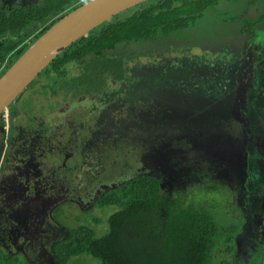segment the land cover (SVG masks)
Here are the masks:
<instances>
[{
    "label": "rangeland",
    "instance_id": "rangeland-1",
    "mask_svg": "<svg viewBox=\"0 0 264 264\" xmlns=\"http://www.w3.org/2000/svg\"><path fill=\"white\" fill-rule=\"evenodd\" d=\"M34 1L38 0H0V10L28 5ZM222 26L225 27L216 26L211 30L209 26L202 25L196 32L178 36L176 38L178 41H169L170 47L134 59L129 63L128 71L131 76L138 79L131 83L113 82L115 86H112V91L107 93L106 97L104 95L97 98L91 95L75 97L64 91H60L56 96L45 87L47 83L43 79L35 81L25 90V94L20 95L19 99L22 101L30 100L28 106L23 103L25 109L19 107L21 101L19 102L18 110L21 115L17 116L15 123L22 124V128L30 127L29 119L25 117L29 113L31 116L34 115L36 125L51 120L60 123L66 121V114H72V117L67 116V120L72 122L74 116H77L75 130L82 133L86 127L90 134H60L63 126L67 124L62 123V128H54V134L47 135L46 129H43L40 134H35L33 139L29 136V139L22 141L20 136L17 137V148L10 155L6 167L14 169V162H17L15 152L18 149L23 148V153H30L32 147L41 142H45L47 146L49 144L51 151L66 144L68 146L64 153H71V157L78 155L71 159L75 170L72 171L71 177L69 176L68 181H59L51 194L42 193L40 196L36 194L35 186L23 188V192L31 196L29 201H32L34 210L38 207L40 211L34 220L32 232L21 233L18 236L8 235L7 243L4 245L6 248L35 264H55V255L51 247L55 241L67 236L68 229L85 222L94 226L99 235L107 232L108 218L116 208L98 207L95 202L99 193L104 188H111L130 179L136 173H154L152 168L143 163L144 152L150 153L152 142L163 141L168 145L170 154L181 152L182 171L195 165L196 170L206 176L207 172H212L215 183L218 181L228 188L229 185L238 187L239 196L231 202L228 210L234 217L246 219V222L243 225L244 232L239 235L235 257L240 263L250 257L255 240L264 238V210L253 211L258 207L257 202L264 200L261 199L264 197V185L257 188L258 185L251 182L248 174L235 178L241 170V155L239 151L235 153L233 150L223 149L229 146L227 138L232 137L234 142V138L243 136L240 134L241 125H237L234 116L241 121L245 111L239 114L233 108L236 109L240 89L238 65L240 60L245 59L232 54L231 51H221L217 48L219 44H216L217 47L215 45L204 47L205 49L193 44L185 46V43L201 44L208 39H219L229 33L224 23ZM260 37L262 38V35ZM138 66L141 68L134 71L133 69ZM73 70L78 73V68ZM254 79L250 101H244L241 96L240 98L246 104L245 110L248 109V104L254 106L256 112L260 105H264V59L256 62ZM87 80L88 78H83L85 83ZM76 90L77 93L80 92ZM92 106L96 109H92ZM9 109L5 111L6 115ZM23 110L29 112H22ZM113 122L117 124L114 126ZM69 124L71 126V123ZM215 130L217 131L214 134H218V138L206 141L205 146V143H202V136ZM111 131L118 134H109ZM260 135L262 136L258 137L257 145L264 152V134ZM99 139L101 141L98 144ZM215 146L219 147V151L214 150ZM166 153L160 160L161 164H165ZM22 158L20 156V159ZM44 158L42 160L44 162L49 159L48 155ZM26 159H30V156ZM263 164V161H257L255 172L259 174L260 183L264 184ZM20 168L23 170L24 166ZM171 172L174 173L173 170ZM16 175L17 171L11 175L13 182H2V186L8 194L14 196L12 200L17 204L21 202V199L15 198L19 183L27 184L28 181ZM224 177L225 179H222ZM60 178L62 177L57 179ZM63 187L65 190L57 191ZM252 189L253 194L248 195V191ZM233 193L238 192L233 190ZM36 195L38 200H34ZM209 195L214 204L220 207L229 203L228 195L224 193L213 196L211 192ZM44 196L49 198L56 196L58 202L50 209L42 200ZM95 216L99 218L98 222ZM257 245L260 247V244ZM72 264L99 262L92 257L83 256Z\"/></svg>",
    "mask_w": 264,
    "mask_h": 264
},
{
    "label": "trees",
    "instance_id": "trees-1",
    "mask_svg": "<svg viewBox=\"0 0 264 264\" xmlns=\"http://www.w3.org/2000/svg\"><path fill=\"white\" fill-rule=\"evenodd\" d=\"M87 1L38 0L0 10V77L31 41ZM248 3L262 7L257 17L248 19L264 21V0L144 1L72 43L35 81L43 79L45 87L54 93L70 92L75 97L110 92L113 82L138 79L128 71L131 61L170 47L169 41H178L176 38L184 33L196 32L202 25L211 30L225 27L223 23L234 26L232 30L244 27L247 24L242 22V13ZM162 144L156 142L143 157V163L154 173H136L98 195V207L116 208L108 218V231L99 235L94 226L85 222L68 229L67 236L52 246L55 264H72L83 256L99 264H264L263 237L255 240L245 262L236 260L237 242L246 219L234 217L228 206L239 196L238 187L215 183L212 172L206 176L195 165L182 171L181 152L170 154L168 145L161 147ZM165 153V164H161ZM211 192L213 196L228 195L229 203L223 207L214 204ZM259 202L254 212L264 210V200ZM18 255L0 245V264H35Z\"/></svg>",
    "mask_w": 264,
    "mask_h": 264
},
{
    "label": "flooded vegetation",
    "instance_id": "flooded-vegetation-1",
    "mask_svg": "<svg viewBox=\"0 0 264 264\" xmlns=\"http://www.w3.org/2000/svg\"><path fill=\"white\" fill-rule=\"evenodd\" d=\"M247 6L248 7H246L242 13L244 18L242 22L247 24L244 27L243 25H240L237 27L236 30H232L234 26L225 23L229 33L225 34L224 36H221L217 40L208 39L207 41L201 44H197L195 42H190V43L184 42V43L186 44L185 45L186 47L193 44V46H202V48L204 47L208 48L211 45L216 46V44H219V46L216 47L221 49V51H231L232 54L240 57L241 59H245V60H240L238 65V73H239L238 83L240 85V89L237 95L238 100H237L236 109L233 108L234 111L239 114H242L243 111H245V116L241 119V121L236 116H234L237 121V125H241L240 134H243V136L238 137V139L234 138V142L232 137L227 138V143L229 144V146L227 148L223 147V149L233 150L235 153L239 151L241 155V170L240 173H237L235 175V178L238 175L239 178L242 177L243 174L245 175L248 174V178L251 180L252 183L258 185L257 186L258 188L264 185L263 183H260L259 174L255 172V166L257 161L261 160L264 162V152H262L259 146L257 145L258 137L262 136L260 134H264V105H260L255 112L254 106L247 104L248 109L245 110L246 104L245 102L241 101V98L244 101L247 102L250 101V97H251L250 93H252V87L255 81L254 76L256 70V62H260L264 59V21L255 22L253 20H249L248 18L257 17L258 14L262 11V7L258 6V4L255 3H248ZM260 35H262V38L260 37ZM113 86H115V84ZM110 88H111L110 90L112 91V87ZM49 90L52 91L53 94L56 96L59 94V93L58 94L54 93V90L51 89ZM107 93L103 92L102 94H95L93 97L97 98L102 95L106 97ZM70 94L72 95V93ZM28 100L29 99H26V101L25 100L22 101L19 98L16 99L9 107L10 109L8 108L9 109L8 115H6L5 112L0 115V245H2V247L7 250L9 249L6 248L4 245L7 243L6 240L8 239V235L10 236L11 234H14L15 236H18L21 233H26V234L31 233L34 228V220L36 217H38V212L40 211L38 207L36 210H34V205L31 203L32 201L31 202L29 201L31 196H28L27 192L25 191L23 192V188L29 189L32 186H35L36 194H39L40 196L42 193L51 194L53 192V188H57L56 185L58 184L59 181L61 182L68 181V179L71 177V175L73 174L72 171H75L74 168L72 167L71 159L76 155H78L76 154L71 157V153L68 152L64 153V151L67 149L68 146L66 144H64V146L62 144L60 149L55 150L54 148L51 151V147L49 144L47 146L45 145V142H41V143H37L34 147H32V150L29 151L30 153L27 152L23 153L24 152L22 150L23 148L18 149L15 152L17 162H14L15 163L14 169L10 167H6L5 165L7 164L8 161H10L9 158L10 155L14 152L15 148H17V142H16L17 137L20 136L22 141L23 139H29V136L31 139H33V136L35 134H40V132L43 129H46L47 135L54 134V128L55 127L62 128V123L64 124L67 123V124L63 126V130H61L60 134H90L86 129V127H85V131L82 133L78 130H75L78 123L76 122L77 116L75 115L73 118L75 122L73 120L72 122H70V120H67V116L70 115L72 117V114H68V115L66 114V121L63 120L60 123L56 122V120H51L50 122L42 121V123H38L36 125L33 120L34 115L31 116V114L29 113L25 117L29 119L28 123L30 124V127L28 129L22 128V124H16L15 120L19 114L21 115V112H19L18 110L19 102L21 101L19 107L21 109H25V106H28V103L30 101ZM23 103H26L24 104L25 106L23 105ZM92 109H96V108L92 106ZM22 112L28 113L29 111L23 110ZM55 123H57L56 126ZM69 123H71V126ZM115 124L117 123L113 122L114 126ZM221 130L226 131V129H221ZM216 131L217 130H215L212 133H209V131H207L209 134L202 136L201 138L202 143L204 144L206 141L212 139L215 140L216 138H218V134H214ZM218 133H222V132H218ZM228 133L231 134L230 132ZM20 134H25V136H22ZM109 134H118V133L111 131V133ZM230 139L232 142L230 141ZM99 141H101V139L98 140V144ZM262 142L263 140L260 141V143ZM96 143L97 141L94 142V144ZM157 143H164V142L162 141ZM151 144H153L152 146L153 149L155 142H152ZM164 146H167V144L164 143L161 145V147ZM208 147L212 149L211 146ZM214 150L219 151V147L215 146ZM49 152L51 154H49ZM147 152H144V155L147 154ZM46 155H48L49 159L46 162H44L42 160L45 159L44 156ZM20 156H22L23 158L20 159ZM29 156L30 159H26ZM22 166H24L23 170H21L22 168H20ZM16 171L18 172V175H16V177L20 176L22 179L28 181L27 184H23L21 182L19 183V186L16 190L17 194L15 198L21 199V202L17 204L15 201L12 200L14 196L8 194L7 191L2 186V182H6V181L13 182L11 175ZM38 174H40V176H38ZM35 177L37 179H35ZM59 177L62 178L57 179ZM222 179H225V177ZM59 190H65V189L63 187V189L62 188L57 189V191ZM253 190L254 189L249 190L248 195L253 194ZM257 195L259 196V194ZM38 199H39L38 195H36L34 200H38ZM261 199H264V197H261ZM42 200L44 204L50 209L52 208L53 205H55L58 202L56 196H53L52 198H49L48 196H44ZM263 236H264V232H263Z\"/></svg>",
    "mask_w": 264,
    "mask_h": 264
},
{
    "label": "water",
    "instance_id": "water-1",
    "mask_svg": "<svg viewBox=\"0 0 264 264\" xmlns=\"http://www.w3.org/2000/svg\"><path fill=\"white\" fill-rule=\"evenodd\" d=\"M147 0H88L35 40L0 77V115L72 43L113 16Z\"/></svg>",
    "mask_w": 264,
    "mask_h": 264
}]
</instances>
